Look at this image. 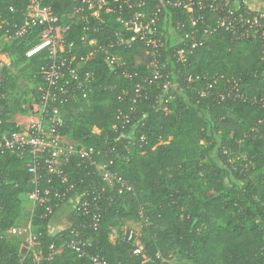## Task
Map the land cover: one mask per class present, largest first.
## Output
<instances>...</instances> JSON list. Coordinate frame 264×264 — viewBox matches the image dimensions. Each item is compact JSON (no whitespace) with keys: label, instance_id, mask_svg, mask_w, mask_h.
<instances>
[{"label":"trees","instance_id":"1","mask_svg":"<svg viewBox=\"0 0 264 264\" xmlns=\"http://www.w3.org/2000/svg\"><path fill=\"white\" fill-rule=\"evenodd\" d=\"M49 1L60 16L71 11L75 4L74 0ZM9 4L10 0L0 3L3 17H14L8 11ZM207 15L208 23L216 17L214 13ZM178 19L185 17H180L178 12L166 16L167 33L163 35V57L169 61V78L175 82L168 112L153 108V97L150 102L133 103L129 97L134 95L132 86L136 81L109 71L103 53L91 57L87 67L96 74L93 90L87 98L65 105V124L60 130L96 152L107 150L120 136V130L113 127L118 111L135 106V115L142 117L135 140L120 138L116 142L118 153L110 154L112 168L134 191L120 193L119 186H107L87 163L74 158L67 167L70 179L79 192L94 184L102 188L104 196H109L103 200L105 211L93 229L89 227V217L74 209L70 226L50 233L51 216L43 218L37 210L32 217L33 225L45 244L56 241L60 245L76 233L88 235L92 241L88 251L109 264H171L163 258L167 260L173 254L188 259L191 264H264L262 40H238L229 31L218 29L188 54L186 64H180L174 54L183 42L177 43L168 28ZM110 23V30L119 27L113 19ZM84 25V20L79 21L69 34L76 48ZM198 28L197 36L202 37V24ZM33 38L11 44L0 40V47L11 52L12 64L24 61V66L34 69L37 102V86L41 81L37 72L45 59L26 57L25 50L37 42ZM114 52L130 69L140 72L150 59L140 42ZM12 64L4 69L6 81L0 96L1 116L6 121L23 109V103L15 95L17 76L11 71ZM235 82L243 99L234 100L226 95ZM209 84L212 85L209 94L202 96ZM122 89L129 91V97L123 100L119 99ZM128 130L129 126L124 132ZM205 137L211 141L208 147L201 143ZM218 146L224 155L235 152L247 156L243 166L240 160L219 163L212 156ZM224 149L228 152L224 153ZM204 158L206 163L201 162ZM30 178L25 159L14 153L0 155V264H13L18 258L21 238L3 234L9 227L21 224L22 195L32 188ZM141 211L150 227L141 241L142 254H134V245L127 238L113 243L109 235L121 218L139 219ZM87 262L64 245L60 254L42 264Z\"/></svg>","mask_w":264,"mask_h":264},{"label":"built area","instance_id":"2","mask_svg":"<svg viewBox=\"0 0 264 264\" xmlns=\"http://www.w3.org/2000/svg\"><path fill=\"white\" fill-rule=\"evenodd\" d=\"M4 1L0 0V3ZM260 1L264 4V0ZM74 2L72 10L60 16L49 0H10L8 11L14 17L0 15V40L11 44L34 37L33 41L37 42L31 41L34 44L25 50L26 57L41 56L45 59L37 72L41 79L37 86V112L29 115L24 122L4 120L0 110V155L14 153L26 160L32 188L22 197L30 202L32 215L39 210L43 218L52 217L75 195L74 209L89 217V227L95 229L105 211L103 200H108L109 196H104L103 189L95 184L79 192L76 183L70 179L67 167L74 158L79 157L107 186H119L120 193L133 192L134 187L112 168L111 155L118 153L116 142L126 127H132L136 107L118 111L113 127L120 130V136L107 150L96 152L70 140L60 130L65 124V105L79 98H87L93 90L96 74L87 67L91 57L103 53V62L109 71L136 81L132 86L134 95L129 97V91L122 89L119 99L129 97L133 103H142L150 102L153 97L152 107L168 112L175 82L169 78V61L163 57L166 16L178 12L180 17H185L176 20L175 25L170 22L168 28L177 43L183 42L181 47L175 49V61L186 64L188 54L203 45L206 36L218 29L229 31L238 40H262L264 55V8L253 7L249 0ZM208 13L216 14L211 23H208ZM111 19L118 24V28L109 29ZM81 20L85 21V25L80 34L79 48H76L75 40L68 37L73 25ZM199 23L202 24V37L197 36ZM136 42L142 43L150 56L143 72L130 69L122 57L114 52L117 48L130 47ZM11 64V52L0 47V96L6 81L4 69ZM189 80H193L192 76H189ZM211 86L209 84L201 95L207 96ZM226 95L234 100L244 98L237 82ZM9 122L11 124L7 125ZM131 140H135V137ZM227 152L224 149V153ZM140 218L148 221L142 211ZM19 225L9 227L3 234L22 240L18 258L13 264H42L60 254L64 245L79 258H86L88 262L85 264H109L98 254L88 251L92 243L88 235L76 233L60 245L56 241L45 244L32 221L23 228ZM124 237L133 243L134 254H142L143 245L134 230L125 232Z\"/></svg>","mask_w":264,"mask_h":264},{"label":"rangeland","instance_id":"3","mask_svg":"<svg viewBox=\"0 0 264 264\" xmlns=\"http://www.w3.org/2000/svg\"><path fill=\"white\" fill-rule=\"evenodd\" d=\"M253 7L264 8V4L260 0H249ZM26 62H16L14 61L12 64L13 69H11L14 76H17L16 82V89L15 95L18 99L21 100L23 103L22 111L17 113V119L21 120L24 117V120H27L28 116L37 112L35 104L36 102V81L34 77V69L29 66H24ZM142 119L141 116L136 115V117L132 118V127L128 132H124L121 134V139H132L135 137V132L138 128V123ZM25 122V121H24ZM97 132L101 133V130H97ZM68 138L72 141H77L72 139L69 135ZM78 143V142H77ZM201 143L208 147L211 144V141L208 138H203ZM128 146V144L126 145ZM212 156L219 162V163H234V161H239V164L243 166L244 160L247 156L237 155V153H233L230 155H224L222 153L221 148L219 146L213 152ZM202 163H206V159L201 160ZM76 196L74 195L72 199H69L66 203H64L57 212L51 217V221L49 224V231L50 233H56L58 231H62L70 226L71 222V215L73 214V210L75 207ZM23 216L21 218V226L22 228L26 225L29 221L33 222V215H32V208L30 202L23 198ZM148 221L142 220L141 218H134L132 220H128L125 218H121L119 224L114 227L113 231L110 233L109 238L110 240L115 243L118 240H122L125 232L134 230L139 241H143L145 236L147 235L148 228L150 227V223ZM56 231V232H55ZM163 261H168L171 264H191V261L188 259L181 257L177 254L170 255V257L166 260L163 258Z\"/></svg>","mask_w":264,"mask_h":264},{"label":"crops","instance_id":"4","mask_svg":"<svg viewBox=\"0 0 264 264\" xmlns=\"http://www.w3.org/2000/svg\"><path fill=\"white\" fill-rule=\"evenodd\" d=\"M28 119V118H27ZM13 120H17V121H26V120H24V117H22L21 118V120H19V119H17V116H16V118H15V116L13 117ZM56 232V231H55ZM59 232V231H58ZM57 233V232H56Z\"/></svg>","mask_w":264,"mask_h":264}]
</instances>
